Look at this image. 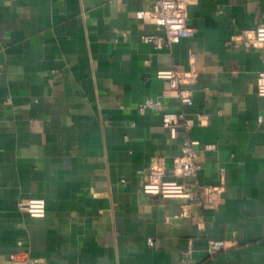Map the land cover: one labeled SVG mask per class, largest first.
<instances>
[{"label": "crops", "instance_id": "crops-1", "mask_svg": "<svg viewBox=\"0 0 264 264\" xmlns=\"http://www.w3.org/2000/svg\"><path fill=\"white\" fill-rule=\"evenodd\" d=\"M155 1L0 0V264L19 252L28 264H186L187 250L190 264H264V47L232 40L264 26V0H192L193 35L161 50L141 37L162 31L136 17ZM158 71L196 74L191 107ZM148 98L191 128L172 139L158 112L139 114ZM183 139L199 143L191 197L144 194ZM29 199L44 200L43 218L18 210ZM210 241L224 244L213 259Z\"/></svg>", "mask_w": 264, "mask_h": 264}, {"label": "built area", "instance_id": "built-area-1", "mask_svg": "<svg viewBox=\"0 0 264 264\" xmlns=\"http://www.w3.org/2000/svg\"><path fill=\"white\" fill-rule=\"evenodd\" d=\"M192 0H156L148 11H139L137 19L149 23L162 31V35H144L141 41L152 44L154 49L161 50L164 47L179 43L181 39L189 38L193 35V29L187 25L186 11ZM234 42L241 44L245 49H259L264 47V26H259L253 30H243L233 37ZM192 59V57L190 58ZM262 70L257 74L255 80L256 95L262 101L264 111V57L262 58ZM157 78L168 82V91L178 105L184 109L192 106V93L186 87L196 80V74L191 71L187 74H178L175 71H158ZM146 111L158 112L161 115L162 127L166 129L172 139L177 138L180 127L185 130L191 128V123L186 119L183 111L168 112L162 98L145 99L138 105L139 114ZM200 125L207 124L205 115L198 116ZM262 121V117L258 118ZM199 147L197 141L183 139L179 154L173 159L170 171L158 163H153L146 175L142 185V192L150 196H158L163 199H189L190 193L186 191L185 181L194 178L199 170L196 163V150ZM205 150H213V145H205ZM202 192L208 197L218 195L221 189L218 187H204ZM18 210L26 214L31 219H41L45 216V202L42 199H29L21 201L17 205ZM180 216H185L182 212ZM148 246L153 245L152 239H147ZM21 242H17L20 247ZM222 241H210L207 247V254L210 259L216 257L223 249ZM191 250L183 254V262L190 264ZM27 252H19L11 255L7 264H28Z\"/></svg>", "mask_w": 264, "mask_h": 264}]
</instances>
